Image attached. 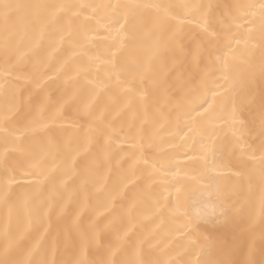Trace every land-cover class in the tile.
<instances>
[{"label": "snow or ice", "instance_id": "1", "mask_svg": "<svg viewBox=\"0 0 264 264\" xmlns=\"http://www.w3.org/2000/svg\"><path fill=\"white\" fill-rule=\"evenodd\" d=\"M213 7L194 0L177 5L138 0H108L99 4L60 0L0 3L4 21L0 41L3 60L0 205L6 210L0 223V264H264V0H233L223 5L224 11L215 16ZM100 18L106 21L103 27L108 36L104 38L112 39L113 44L103 59L99 56H89V59L100 60L107 66L104 77L88 81L91 88L86 101H79L78 90L66 88L60 99L53 102L47 93L46 81L54 79L67 60L49 74L46 69L52 52L65 42L66 35L71 39V28L79 21L83 42L76 45L79 53L74 54L87 56L86 45L96 38H89L88 25L93 20L99 24ZM14 19L18 23L10 27ZM193 21L199 35L191 39L197 42L198 50L207 53L210 64L214 63V51L221 40L227 42L229 54L236 51L233 41L236 45L243 43L248 57H253L259 49L260 61L254 67L258 68L260 85L257 88L254 70L249 76L246 96L238 100V88L228 61L215 56L223 69L220 77L223 82L213 80L209 86L205 76L194 95L186 93L175 102L177 125L183 121V127H178L175 135L188 148L199 146L196 155L187 151L183 155L189 161H202L199 176L192 179L197 183L209 181L203 189V194L209 197L207 202L186 207L187 191L176 179L181 172L178 163L175 171L152 165L148 179L155 183L153 178L158 177L163 191L153 197L149 183L137 198L126 206L122 204L117 213L115 201L123 199L128 183L133 182L126 175L120 176L121 162L125 157L132 161L129 167L133 175L139 165L148 167L145 149L154 147L155 132L149 134L146 125L160 120L171 122L173 115V109L165 111V106L171 103L167 97L165 105H161L159 98L154 94L150 97L147 89L130 86L122 74L118 53L123 55V50L142 36L170 32L169 41L176 42L185 35V25ZM46 38L50 51L42 59L40 53ZM148 52L144 62L131 70V75L142 82L149 80L156 88L158 82L152 75L151 65L160 52L158 40ZM104 93L109 94L110 102L101 107L98 97ZM73 105H76L73 116L66 118V106ZM125 144L127 149L122 147ZM93 149L96 158L106 163L107 171L94 180L87 175L82 178L85 189L92 183L94 192H86L78 201V210L71 222L58 225L53 234L51 216L55 213L57 220L67 217L68 202L45 199L41 186L47 182L55 188L58 156L63 154L67 161L62 175L68 177L76 157ZM225 170L237 177L227 189L219 180ZM114 171L118 179L109 189L108 176ZM169 174L172 181L167 178ZM60 182L64 184L66 180ZM173 189L175 196L169 199ZM93 195L104 197L103 213L96 212V216L106 213L112 217L103 226L95 217L87 225L82 218V213L90 208ZM143 197L152 199L151 215L167 212L174 218H184L185 223L178 231L189 238L192 251L197 252L194 262L176 259L166 249H161L153 258H144V246L154 248L155 245L151 244L150 235L135 232L133 213L137 200ZM125 218L127 224H124ZM118 221L120 227H117ZM202 225L206 242L203 248L191 238L192 231ZM242 251L244 258L239 259ZM182 254L178 252L177 256Z\"/></svg>", "mask_w": 264, "mask_h": 264}, {"label": "bare ground", "instance_id": "2", "mask_svg": "<svg viewBox=\"0 0 264 264\" xmlns=\"http://www.w3.org/2000/svg\"><path fill=\"white\" fill-rule=\"evenodd\" d=\"M11 2V3H40V2H54V0H0V3ZM60 2L66 3H107L108 0H60ZM114 2V0H113ZM138 2H155L165 4H181L190 2V0H138ZM197 3L211 4L213 5L212 15L215 16L224 11L223 5L230 4L233 0H194ZM219 6V7H216ZM13 23H18L15 19L10 22V27ZM106 21L100 18L98 24L95 20L91 21L88 25L89 38L92 39L91 44L86 45L88 49V55L74 54L79 53V49L76 46L78 43L83 42V29L79 26V21L73 24L71 28L72 37L65 36V42L56 50L52 52L51 59L48 61L47 71L49 74H53L58 66L67 60L64 64L63 70L54 77L52 80H47V93L51 97L53 102L60 99L62 93L67 88L70 91H79V101H86L88 99V90L91 85L88 83L89 80L98 81L104 77L107 66L101 63L100 60L93 62L89 59V56H99L101 59L108 55V48L113 44L112 39H105L108 33L105 31L103 25ZM235 32V29H233ZM4 32V21L0 16V41L3 39ZM170 32H164L157 34L156 36H142L140 40L135 44H129L127 48L123 50V55L118 53L119 65L121 66L122 74L124 78L130 81V86L136 89L144 88L148 90L150 97L156 95L161 105H165V97H167L171 103L165 106V111L173 109V115L171 122L158 121L156 124L146 125V130L149 134L155 132V145L152 148H146L145 152L148 156L149 166L139 165L135 170V175L130 170L131 160L125 157V160L121 162L122 167L119 169L120 176H128L133 181L128 183L125 189L123 199H117L115 201V207L117 213L120 212L121 205H127L128 202L137 198L138 194L142 193L151 183L152 196H158L163 191V186L159 183V178L154 177L155 183H152L148 179V172L151 171V166L155 165L157 169L163 167L165 169L171 168L175 171L177 163L181 167L180 176L176 179L180 180L187 191L186 207L195 204L200 206L201 203L207 202L209 197L203 194L204 187L209 183L208 180L204 179L201 183H197L192 177H198L199 172L202 168V161L192 160L189 161L183 155L185 151L189 154L196 155L199 152L198 145H192L188 148L184 145V141L180 140V137L175 135L178 131V127H183V121L181 120L179 126L176 122L177 113L174 111V105L177 100H180L185 96L186 93H192L193 95L197 90L201 88V79L207 76L209 86L211 81L220 80L223 69L219 61H215V56H221L226 59L232 69V74L235 78V85L238 88L237 99L243 98L247 94L248 81L250 74L255 70L256 75V86L260 85L258 68L255 65L259 64L260 55L259 49H257L253 57H248L244 50V45H236L235 41L232 42V47L236 49L234 53L229 54L228 48L225 46L226 41L221 40L220 44L214 51L213 61L209 63L207 53L203 49L197 47V42L191 39L193 36L199 35V29L196 26V22L193 21L191 24L185 25V35L182 39L176 42L169 41ZM158 40L160 43V52L152 61V75L158 82V87L154 88L149 80L143 82L137 77L132 78L131 70L134 69L138 64L144 62L147 58L149 48L154 41ZM50 48L48 45V38L44 41V48L42 49L40 56L42 59L48 57ZM233 56L237 59H233ZM247 62H244V61ZM3 67V60L0 59V68ZM77 73L79 75L77 76ZM69 77H75L74 80H69ZM12 79L11 77L9 78ZM67 81V83H66ZM78 101V102H79ZM99 105L102 107L105 103H109V94L104 93L98 97ZM119 102V101H117ZM76 105L72 107L66 106L65 116L71 118L74 114ZM186 131V129H185ZM226 131V130H225ZM183 135V133H181ZM223 135V133H222ZM230 135V133H229ZM187 139V138H185ZM191 144V140H188ZM179 144L182 145L180 148H174L170 145ZM125 149L128 145H122ZM59 171L57 172V178L55 180V188L52 183H45L41 186V194L47 199L51 197L55 203H64L67 201V211L69 215L63 219L57 220L55 213L51 216L52 232L55 234L57 226H63L66 223L71 222V217L78 210V201L82 200L87 193H93L94 188L92 183H89L85 189L82 185V178L89 176L91 180H94L98 176H103L107 171V165L102 159H97L95 150L93 149L89 153H82L76 157L74 165H72V171H70L68 177H63V172L67 166V161L63 154L58 156ZM115 167V161L112 162ZM212 175H216L212 173ZM168 180L172 181L171 174L168 175ZM61 179H65L66 182L61 184ZM118 179L116 171L108 176L107 187L111 189L112 184ZM221 186L225 189L229 188L233 183L236 182L237 177L233 176L231 172L225 170L224 175L219 178ZM175 192L169 199H173ZM70 198V199H69ZM103 202L104 197L100 195H93L89 201L90 208L87 212L82 213L84 224L87 225L90 218L95 217L99 220L101 226L112 219L108 217L106 213L97 217L96 212L103 213ZM255 202V196L253 197ZM152 206V199L149 197H143L137 200V208L133 213L135 217V232L138 235H150L151 244L155 245L154 248H150L148 245L144 246V258H153L161 249H166L172 257L183 260L194 262L197 259V252L192 251V247L189 244V238L186 235H182V225L185 223L183 217L174 218L167 212L162 214L151 215L150 209ZM5 209L0 205V223L3 222L5 215ZM258 213V208H256ZM246 219V218H245ZM124 224H127L125 218ZM259 221H257V231H259ZM120 222H117V227H120ZM192 231V230H189ZM204 226L192 231V239H195L198 244L205 245L203 238ZM259 247V241H257ZM178 252L183 254L177 256ZM239 259L244 258V252H241ZM257 259H260L259 253H257Z\"/></svg>", "mask_w": 264, "mask_h": 264}]
</instances>
